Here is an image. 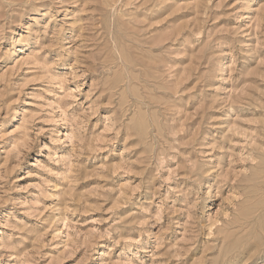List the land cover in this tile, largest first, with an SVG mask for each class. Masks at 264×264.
I'll return each mask as SVG.
<instances>
[{
  "label": "rangeland",
  "instance_id": "374dc122",
  "mask_svg": "<svg viewBox=\"0 0 264 264\" xmlns=\"http://www.w3.org/2000/svg\"><path fill=\"white\" fill-rule=\"evenodd\" d=\"M0 264H264V0H0Z\"/></svg>",
  "mask_w": 264,
  "mask_h": 264
}]
</instances>
